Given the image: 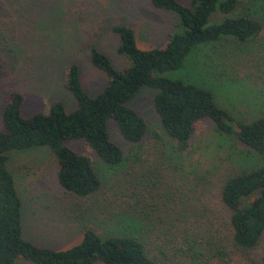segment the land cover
I'll use <instances>...</instances> for the list:
<instances>
[{
  "label": "rangeland",
  "instance_id": "1",
  "mask_svg": "<svg viewBox=\"0 0 264 264\" xmlns=\"http://www.w3.org/2000/svg\"><path fill=\"white\" fill-rule=\"evenodd\" d=\"M241 6L234 14L250 5ZM251 8L262 22L254 40L210 42L189 54L180 69L161 74L208 91L234 129L236 123L264 118V0L254 1ZM225 17L229 14L214 11L208 22ZM177 24L174 13L152 7L150 0H0V131L10 92L22 96L23 118L46 114L55 102L66 113L74 111L75 100L65 87L69 64L77 66L83 91L97 95L107 78L91 65L90 47L105 55L115 70L127 67L116 52L113 26L130 28L137 48L146 51L180 33ZM155 92L143 86L127 104L146 127L139 144L125 142L114 122L107 121L108 138L123 161L113 169L96 165L101 186L88 197L59 187L58 164L47 147L8 153L6 167L22 204V235L36 246L65 250L90 229L102 238L132 235L160 264H264V233L256 249L242 258L232 247L229 212L219 198L225 180L257 168L260 157L233 135L217 132L207 119L194 126L188 148L176 151L153 110ZM65 145L92 163L98 161L80 140ZM216 249L227 257L217 256ZM15 264L32 263L18 258Z\"/></svg>",
  "mask_w": 264,
  "mask_h": 264
},
{
  "label": "trees",
  "instance_id": "2",
  "mask_svg": "<svg viewBox=\"0 0 264 264\" xmlns=\"http://www.w3.org/2000/svg\"><path fill=\"white\" fill-rule=\"evenodd\" d=\"M254 1L189 0L188 6H183L176 0H150L152 7L176 15L181 32L167 37L161 46L145 51L135 45L130 28L113 26L112 33L118 38L116 52L125 58L127 67L115 70L105 55L90 47L89 61L105 74L107 83L97 95L89 97L80 86L77 66H66L65 87L76 103V109L70 113L55 102L46 114L34 113L23 118L22 96L17 92L7 95L0 131V264H15L18 258L32 264H160L129 234L102 238L84 229L80 240L65 250L39 247L27 241L22 235L21 200L6 167L10 151L44 146L57 161L56 181L65 193L79 198L96 193L101 186L96 165L113 169L123 161L122 152L108 138L107 121H113L120 137L130 144H139L146 133L143 120L127 106L143 86L156 91L152 107L176 151L188 148L194 126L207 119L217 132L233 135L236 142L260 157L257 168L226 179L219 197L229 212L232 247L247 259L264 233V118L236 123L234 129L229 115L215 105L208 91L161 74L180 69L189 54L210 42L227 39L243 44L254 40L262 29V22L255 19L251 10ZM242 4L250 6L242 8L246 12L234 14ZM214 11L229 17L209 23ZM71 140L82 141L98 161L92 163L89 157L68 148L65 144ZM215 254L227 257L221 249H216ZM244 263L259 264L248 260Z\"/></svg>",
  "mask_w": 264,
  "mask_h": 264
}]
</instances>
